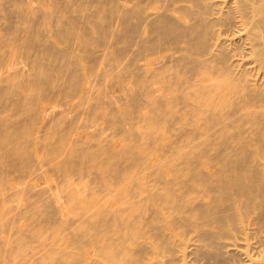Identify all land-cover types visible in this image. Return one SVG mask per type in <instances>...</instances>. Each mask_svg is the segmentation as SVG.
Listing matches in <instances>:
<instances>
[{"label":"bare ground","instance_id":"1","mask_svg":"<svg viewBox=\"0 0 264 264\" xmlns=\"http://www.w3.org/2000/svg\"><path fill=\"white\" fill-rule=\"evenodd\" d=\"M96 1L102 13L93 16L97 35L87 30L85 16L62 18L83 5L77 0H57L54 31L71 44L97 46L87 51L89 73L117 76L114 63L128 59L149 109L135 98L118 104L113 91L103 90L95 106L80 105L75 115L89 117L103 108L111 121L136 116L162 122L178 130L179 141L155 153L138 154L128 145L105 152L106 159L78 138L59 134L41 141L61 170L89 160L103 170L95 215L91 205L70 224L87 233L82 264H264V0ZM29 13L14 15L35 22ZM3 35L1 41L15 44L41 68L22 82L45 95L35 118H52V105L87 97L94 82L37 27L16 24ZM173 69L181 77L160 75ZM158 77L165 83L161 92L176 85L180 94L153 95ZM3 82L0 155H10L14 166L29 165L20 131L3 115L18 110L24 98L16 93L14 99ZM119 87L125 88L122 81ZM40 192L61 218L50 189ZM94 254L100 261L90 259Z\"/></svg>","mask_w":264,"mask_h":264},{"label":"rangeland","instance_id":"2","mask_svg":"<svg viewBox=\"0 0 264 264\" xmlns=\"http://www.w3.org/2000/svg\"><path fill=\"white\" fill-rule=\"evenodd\" d=\"M60 2L0 0V39L7 37L3 34L13 25L26 28L35 26L55 50L69 52L86 81L94 82L86 98L75 97L66 102L61 101L51 106L52 118H35L34 110L42 105L45 95L22 82L41 68L34 67L31 58L21 53L15 44L0 40V78L4 80L2 85L11 94H15L14 99L18 98L16 93L24 98L18 110H10L9 114L4 112L3 115H7L5 118L8 123L20 131L19 142L24 143L26 155L31 160L29 165L14 166L10 155H0V264H82L85 260L87 233L70 224L76 216H85L91 205L95 215L102 198L99 190L103 170L98 162L91 160L87 161L91 166H86V163L80 167L59 169L53 161V155H47L41 149L43 139H54L59 134L78 138L85 144V148H90L96 154L120 152L128 145L131 151L138 154L155 153L168 146L167 144H178L179 141L178 130L162 122L151 124L136 116L130 119L119 117L111 121L103 108H96V113L89 117L75 115L74 109L80 105L95 106L98 101L97 92L103 90L113 91L118 104L133 103L131 98L139 99L145 112L149 105L146 98L142 99L145 92L142 85L135 81L136 71L128 67V59L120 58L114 63L118 69L117 76L101 77L96 73H89L87 51H95L97 46L92 43L85 47L71 44L55 33V12ZM81 3L83 5L73 12L67 9L62 18L66 19L71 14L85 16L88 19L87 30L90 34L97 35L99 26L93 22V16L102 14L97 1L77 0L75 4ZM17 10L22 13L30 11V16H35V22L16 17L14 13ZM106 41L108 42V38ZM49 59L52 60L50 57ZM160 75L179 78L182 74L180 70L177 72L173 69L161 71ZM121 81L125 87L123 90L119 87ZM152 82L153 95L180 94V88L176 85H171V91L164 89L161 92L165 83L160 77ZM48 87L49 91L53 89L51 84ZM89 125L92 127L87 128ZM81 155L76 158L80 159ZM104 157L106 159L108 154ZM154 158L156 155L152 154V160ZM131 173L132 171H127L126 175ZM48 189L59 202L61 218L51 214L54 209L49 203L50 197L46 192H40ZM90 259L100 261L98 254L92 255Z\"/></svg>","mask_w":264,"mask_h":264}]
</instances>
